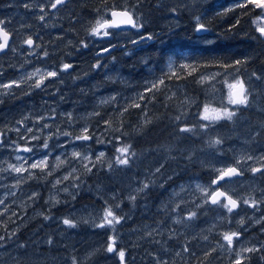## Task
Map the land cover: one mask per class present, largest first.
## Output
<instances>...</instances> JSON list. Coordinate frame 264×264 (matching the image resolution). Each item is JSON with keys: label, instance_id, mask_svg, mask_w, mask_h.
<instances>
[{"label": "rangeland", "instance_id": "1", "mask_svg": "<svg viewBox=\"0 0 264 264\" xmlns=\"http://www.w3.org/2000/svg\"><path fill=\"white\" fill-rule=\"evenodd\" d=\"M134 1L130 0L127 9L134 20L142 25L139 28L110 31V28L104 27L100 29L99 35H93L91 29L97 22L104 24L110 19V12L116 9L111 8L112 2H109L85 12L79 11L78 23H71L68 29L65 28L71 32L70 35L51 37V40L49 36H43L45 45L41 49L37 44L32 47L23 45V39H20L23 32L13 31L12 44L0 55V104L5 100L10 101L7 109L3 112L0 110L3 118V139L0 141V264H73L74 260L75 264H118L119 252L125 253L129 241L136 242L134 245L138 247L142 242L139 238V220L136 223L129 222L132 218H140V209L135 207L140 204L138 199L143 197V192L137 190L142 188L150 173H139L130 162L134 159L131 158L133 152L130 143L124 138L128 140L131 135L141 136L143 130L147 133L153 124L151 122L161 125L163 120L160 114L166 110L187 111L188 120L191 118L197 124L190 125V121H183L186 122V128L192 131H187L180 143L178 139L177 143L160 146L164 133H155L153 141L160 147H149V152L140 157V161L137 159L136 164L140 168L142 163L151 160L160 161L163 165L167 154L160 158L153 156L154 152L163 151L169 152L178 160V164L183 165L189 175L191 165L192 176L196 181L202 172L201 163H197L202 157L192 162L187 155L189 152L191 156L204 151L205 162L213 166L214 170L231 163L242 166L244 171L246 167L264 165V159H261L264 157V117L258 118L251 113L255 110L264 113V68L256 70L251 66H244L228 71H203L199 76L201 83L198 82L202 89H199V93H194L190 90V85H173L174 82L164 76L165 73L172 72L175 66L172 55H166L167 59L159 70L151 68L143 56V50L155 46L161 47L160 54H170L162 52L171 39L174 42V34L169 33L174 27L178 28L186 23H190L186 28L189 32L186 35L188 41L190 36L194 43L213 41L215 37L208 28L206 16L217 0H140L136 3L137 6L133 5ZM249 2L259 9L250 22L264 39L259 30L264 28V7L257 6L261 0ZM149 3L158 9L150 7L147 14ZM112 4L124 5V2L120 0ZM226 9L217 8L213 13ZM19 11L24 12L25 9ZM150 13L153 14L151 18ZM181 13L184 14L182 18ZM19 16L20 14L12 17L18 20ZM23 16L26 17V14ZM40 17L34 20L35 32L39 33V38L47 30L60 24L65 15L44 14L43 20ZM198 25H203L205 31H197ZM77 27L79 31H72ZM35 29L26 28V31ZM105 32L108 34L104 35ZM149 35L151 39L141 41V37ZM111 38L115 42H130L131 45L133 41L136 44L147 43L146 49L139 50L142 55L141 63L147 65H143L148 70V73H144L147 79L136 85L125 82L129 90V101L135 106L130 109H126L125 97L113 84L99 83L105 88L100 92L95 91L94 85L84 84L90 77L91 70L103 71L104 78H112L110 82L120 78L121 71L114 67L113 60L99 63L101 58L94 57L93 61H81L76 65V58L85 56L88 50H92L96 40L102 43ZM29 52H36L37 59L32 69L27 68ZM16 57L23 58L24 69L14 73L9 69L18 64ZM39 60L42 62H38ZM65 64L71 67L64 69ZM49 72H55L56 76H48ZM32 73L35 75H31ZM161 80L163 83H159ZM237 80L243 81L248 92L246 105L230 103L237 91L230 85H234ZM38 81L39 87L36 86ZM7 84H11V87L5 89L3 85ZM153 85L156 87L153 88ZM154 92L155 100L156 97L159 98L160 109L151 112L150 109L145 110V106L150 105V97ZM34 97H38L41 102L34 103ZM205 106L208 108L207 113ZM225 109L235 113L231 120L213 121L202 118L205 114L209 117L216 115L213 110L223 112ZM122 112L127 113L128 119L135 124L133 131L129 133L121 128ZM19 120L23 125L18 124ZM28 129L32 131L29 132ZM84 129L88 130L86 134L90 139H75L85 134ZM200 132H204L207 138L198 139L202 141L198 144L193 137ZM169 133L167 128L165 136ZM190 135L193 137L190 138ZM217 139L221 141L219 144L214 143ZM45 140L47 148L43 147ZM125 146L129 147V153L125 154L129 163L119 165L116 163L117 158H125V155L117 150ZM25 147L31 151H23ZM74 152L81 155L73 156ZM101 153L104 154L102 157ZM249 156L252 157L251 160L247 159ZM39 161L45 162L42 167H30ZM237 161L240 163L237 164ZM9 165L23 167L25 171L17 173ZM211 170L212 168L207 172L210 173ZM97 174L100 176L96 179ZM258 181L241 178L234 182L240 183L235 184L238 194L249 193L258 206L264 207V172H260ZM178 184L177 199L183 204L190 203L192 194L202 200L212 193V188L206 182L205 189L190 178L178 181ZM130 197L135 199H129ZM130 202H135L132 207L135 208L133 216L123 214L125 208L131 210L130 206L127 207ZM105 209H111L115 216L121 218L119 223L129 224V229H124V233L116 231L119 223L97 227L103 220ZM65 218L72 220L75 226L65 225ZM203 224L204 221L197 226L196 233H205ZM17 236L20 237L15 240ZM109 243L113 244V252L107 251Z\"/></svg>", "mask_w": 264, "mask_h": 264}, {"label": "flooded vegetation", "instance_id": "2", "mask_svg": "<svg viewBox=\"0 0 264 264\" xmlns=\"http://www.w3.org/2000/svg\"><path fill=\"white\" fill-rule=\"evenodd\" d=\"M138 1L140 0H135L133 5L137 6L136 3ZM111 2L113 3V1ZM123 2L124 5H114L111 3V8L129 11L127 6L130 5V0H123ZM54 3H56V0H0V20L4 21L0 27H6L11 35L9 46L14 40L13 31H16L17 33L23 32L20 37V39H23V45H26V43H24L25 40L31 38L33 40V45L37 44L40 46L39 49H41V47L45 45V41L39 40L41 37L39 38V33L35 32L34 20L36 17L43 16L44 14H64L65 17L67 15L76 16L78 15V11L85 9L79 5V0H66L65 3L58 5L56 8H52L51 5ZM25 5H27V7H25ZM20 9H25V11L20 12ZM9 12H11L12 16L20 14V18L18 20L13 19ZM23 14H26V17H24ZM60 18H62V15ZM108 21L109 20L106 22ZM57 27H59V23L55 26V28ZM26 28H34L35 30L27 32ZM105 28H110V31H115V29L110 26H106ZM115 41L116 40L112 38L102 43L96 40L95 45L91 44L93 46L92 50L87 51V54L90 56L85 54L86 49H84L85 56L77 57L76 60L78 62L76 65H79L81 61H93L95 58H101L99 59V63H107L108 60L111 59L115 64L120 54L125 56L124 58L129 55L131 46L134 50L146 49L147 46V43H133V45H131V43L127 41ZM33 45H28V47H32ZM105 49L108 51H104ZM160 49L161 47L157 48V46H155L143 50L144 59H146L147 63L150 64V67L154 68V70H159L162 65V58L161 55L152 57L150 54L152 51L159 53ZM35 53L36 52H29L30 55L27 57L28 69H32L35 64L34 61L37 59ZM15 60H18V64L15 68L9 70L17 73L24 69L23 58L20 57L17 59L16 57ZM38 62L42 61L39 60ZM143 65L147 66L146 63H143ZM171 76L172 75L168 76L169 81L172 79ZM111 79L112 78L106 76L103 82H99L98 72L96 70H91L90 77L86 79L84 84L94 85L95 91L100 92V90L104 91L105 88L103 85L100 86L99 83L110 84ZM146 79L147 77H144L142 81ZM142 81L140 82L141 84ZM174 84L175 83H173V85ZM1 94L2 92L0 91V95ZM153 95L152 93V96ZM8 102L10 101L5 100L0 104V110L2 112L8 108ZM33 102L37 104L41 101H39L38 97H34ZM159 103L160 102L153 103V101H151L150 105L145 106V110L150 109L151 112L156 111V109H160ZM2 121L3 118L0 114V141L3 139ZM18 124L23 125L20 120ZM194 140L196 141V139ZM197 141L198 144L202 142L200 140ZM166 154L167 156L165 157ZM187 155L192 162H195L196 158L202 157L201 160L197 162L201 163L202 170L201 175H198L199 179L197 181L192 176L193 170L191 165L189 175L188 172H185L183 169L184 166L179 165L178 160L166 151L153 153L155 158L165 157L163 165L157 160L142 163L141 172L145 171L150 173L145 182H143L142 188L145 184H147L148 187L144 188L142 191L143 197L138 199L140 204L135 207L140 209V218H132L129 222V224H131L139 220V238L142 242L138 247L134 245L136 242L129 241L127 243L123 264H146V262L150 264H235L238 258L241 264H264V207L258 206L257 204H255V206L245 204L244 200H249L251 202L253 199L250 197L249 193L238 194L235 184L240 183L234 182L241 178H246V181L255 180L259 182L260 172H264V165L246 167L244 171L242 166L231 163L229 165L223 164L221 167H218L219 169L216 168V170H214L213 166L205 162L204 151L203 153L191 156L189 152ZM231 167L237 168L240 174L231 177L225 176L222 180L217 179L222 171ZM211 168V172L208 173V169L210 170ZM252 168H260L261 171L253 173L251 171ZM156 169H160V171L157 172ZM189 178L190 180L193 179L194 183L198 184L200 188H204V182L208 183L212 188V193L202 200H198L194 194H192L189 204H183L182 201H178V181H187ZM213 181H217V183H213ZM220 192L225 195L219 197L220 202L213 204V194ZM162 193L165 195H162ZM227 197H231L233 200L237 201V207L231 212L222 206V204L228 203ZM161 201L165 203L162 204ZM129 206L131 207V202L127 204V207ZM134 209H132V207L131 210L125 208L123 214L129 213L133 216L132 211ZM180 209L183 211H179ZM190 213H195V215L189 218ZM241 220L244 221L242 224L240 223ZM203 221L205 223L203 224L205 226V233L202 235L196 233L195 230ZM225 233H238V236L233 237L231 246L223 239ZM244 249L255 250L244 251ZM237 253H239V257ZM260 254L261 257H259Z\"/></svg>", "mask_w": 264, "mask_h": 264}, {"label": "trees", "instance_id": "3", "mask_svg": "<svg viewBox=\"0 0 264 264\" xmlns=\"http://www.w3.org/2000/svg\"><path fill=\"white\" fill-rule=\"evenodd\" d=\"M111 1L118 3L120 0H79V5L85 8L81 9L85 12ZM249 1L250 0H217L214 2L215 6L211 7L209 14L206 16L208 28L210 29V32H212L213 37H215L213 38L214 41H210V43H206L207 41H204L205 43L202 44L194 43L191 40V36L190 41H188V38L186 37L189 32L186 28L187 24L190 23L181 25L178 28L174 27L169 33L174 34V42H171L173 40L171 39L165 50H162V52H170V54H159L153 51L150 54L152 57L161 55L162 64L165 63L168 55L173 56V61L175 62L173 71L165 73L164 76L167 77L172 75L170 81H173L175 84H188L190 85V90L192 92L199 93V89H202L198 83H201L199 76L203 71L205 72L211 69H226L228 71L235 68H242L244 66H251L256 70L264 68V62H262V60L264 61V39L261 38L253 24L250 22L251 18L256 16L259 9L254 7ZM150 7L154 8L153 6H150L149 3L147 14ZM217 8L218 10L224 8L227 9L222 11L217 10L218 13L214 14L213 12ZM154 9L157 10L158 8ZM77 13L78 15L76 16H66L59 24V28L52 27V30H47L45 34H42L40 40L44 39L42 38L43 36H49V40L52 39L51 37L69 36L71 32L67 31L65 28L68 29V27L71 26V23L73 25L78 23L80 14L79 11ZM152 15L153 14L150 13L149 17L151 18ZM183 15L184 14L181 13L180 18H182ZM75 29L79 31L78 27L73 28L72 31ZM179 31L183 32L180 33ZM138 50L140 49L134 50V48L131 47L130 53L128 56L126 55V58H124L125 56L122 54L118 56V60L115 62L116 66L114 64V67L120 69L121 76L110 82V84H113L115 88H118L125 97V103L127 104L126 109L135 106H132L129 101V90L125 82L135 83V85L139 84L144 77H147L144 73H148V70L143 68V64L140 61L142 55L139 54ZM236 61H241V63L237 64ZM182 65H187L188 67H182ZM98 81H104L103 71H98ZM150 98L153 103L159 101V98L157 97L155 100L154 95H151ZM139 102L142 103L144 101L139 100ZM251 113L255 114L258 118L264 117V113L256 110ZM160 115H162L161 120H163L161 125L158 124V122H151L150 124H153L147 133L143 130L141 136L131 135L128 140L124 138L126 142L130 143L133 152L131 158L134 159H131L130 162H132L135 168L139 170V173L141 172V166L136 163H138V160L140 161V157L149 152V147H160L174 144L178 142V139L180 143L182 138L187 135V131H181L182 128H186L187 126L185 125L186 122L183 121L185 120L187 123L190 121V125L197 124V122L191 118L188 120L187 117L189 116V112L187 111L185 113L179 111H165ZM165 117L169 118L168 122ZM177 117H179V119H177ZM122 126L123 127H120L128 133L133 131V127L135 126V124L128 119L127 113L122 114ZM167 128L170 130V133L165 136V130ZM155 133H164V136L161 135L163 139L160 146L153 141ZM191 137L193 136L190 135V138ZM200 138L205 140L207 135L204 132H200L198 136L193 137V139L196 140ZM99 176L100 174H97L95 176L96 179ZM134 205L135 204L131 203V207ZM135 226L138 227V225ZM116 228V231L124 233V229H129V224H123L121 222L116 225ZM19 237L20 236H17L15 240L19 239ZM136 240L137 239L135 238L134 241ZM117 261L118 264H121L119 256Z\"/></svg>", "mask_w": 264, "mask_h": 264}, {"label": "snow or ice", "instance_id": "4", "mask_svg": "<svg viewBox=\"0 0 264 264\" xmlns=\"http://www.w3.org/2000/svg\"><path fill=\"white\" fill-rule=\"evenodd\" d=\"M64 2V0H56V3L52 4L51 7L52 8H56L58 4H62ZM258 7H264V0H261L260 3L257 4ZM25 7H27V5H25ZM112 16L113 17H116V16H122V17H126V19H124L123 21H121L122 23H125V24H129L131 25L133 28H139L141 27L142 25L138 24L133 16L127 12V11H123V12H116V11H113L112 12ZM41 20L44 19L43 16L40 17ZM4 23V21L0 20V25H2ZM106 26H114V25H108V22H105L104 24H100L99 22H97V25L95 27H93L91 29V33L93 35H99L100 34V29L101 28H104ZM204 26L203 25H198L197 27V31H201L203 30ZM261 34L264 35V28H261L259 29ZM108 33L105 32L104 35H107ZM8 37H9V33L7 31L4 30V28L0 27V40H2V42H0V50H3L7 47V42H8ZM152 37L149 35L147 37H141V41H143L144 39H151ZM24 43L28 44L29 46L33 45V40L31 38H28L27 40L24 41ZM133 43H136V41H133ZM104 51H108L107 49H105ZM45 55H47V53H45ZM237 64L241 63V61H236ZM171 66V65H170ZM64 69H68L71 67V65L69 64H65L64 66ZM182 67H188L187 65H182ZM39 71V70H37ZM31 75H35V73H32ZM48 76H56V73L55 72H49L47 74ZM15 83V82H13ZM159 83H163V81L161 80ZM39 84L40 82L38 81L36 86L39 87ZM3 87L5 89L7 88H10L11 87V84H7V85H3ZM156 85H153V88H155ZM231 88H235L237 91L235 92L234 94V97L232 99H230V103L231 104H234V105H246L248 103V92L247 90L245 89L244 87V83L243 81H240V80H237L236 83L234 85H230ZM141 98H143V96H141ZM137 107L139 105H136ZM214 112H216L217 114L212 116V117H209L208 115H204L202 118L205 119V120H209V119H212L213 121L215 120H220V119H227V120H231L233 118V116L235 115L234 112L232 111H228L227 109H225L223 112H219L218 110H213ZM205 112L207 113L208 112V108L207 106H205ZM177 119H179V117H177ZM45 127H47V125H45ZM29 132H31L32 130L31 129H28ZM87 129H84L83 132L85 134H82L81 136H77L75 137V139H78V140H88L90 139V137L86 134L87 133ZM182 132H186V131H192V129L190 128H182L181 129ZM63 135H70L69 133H62ZM34 139H39V137H33ZM221 141L220 140H215L214 143L215 144H219ZM44 148H47L48 147V143H47V140H45L44 142V145H43ZM19 150V149H18ZM23 151H31L30 148H27L25 147L23 149ZM119 153H121L122 155H125V154H128L129 153V147L128 146H125L123 148H120L117 150ZM81 154L80 153H73V156H80ZM104 154L101 153L100 156L102 157ZM100 157H97V159H99ZM17 159L19 160L20 157H17ZM57 159L59 160V157H57ZM87 159V158H85ZM247 159L251 160L252 157L249 156L247 157ZM261 159H264V157H262ZM44 161H39L37 163H33L30 165L31 168H37V167H42L44 165ZM61 163H63V161H61ZM116 163L119 164V165H127L129 163V160L127 159L126 155H125V158H117L116 160ZM240 161H237V164H239ZM9 167L19 173V172H23L25 171V169L23 167H15L13 165H9ZM90 171V169H89ZM157 172L160 171V169H156ZM251 171L253 173L255 172H258V171H261L260 168H252ZM240 174L237 170V168L235 167H231V168H228L227 170L225 171H222L221 172V175L217 178L218 180H222L225 176H228V177H231L233 175H238ZM65 179H67V177H65ZM57 183H60V181H57ZM213 183H217V181H213ZM148 185L145 184L143 186V188L141 189H138L137 191L140 192V191H143L144 188H147ZM65 191H67V189H65ZM225 194L220 192V193H215L213 194V198H212V203L213 204H216L219 201V197L220 196H224ZM129 199H132L134 200L135 197H130ZM227 200H228V203L226 204H222L223 207L227 208L229 212H231L234 208L237 207V201L236 200H233L231 197H227ZM244 203L245 204H249V206H255V204L257 203L255 200H252L251 202L249 200H244ZM195 213H190L189 214V218H192V216H194ZM45 219H47V217H45ZM120 217H117L114 215L113 211L111 209H105V215L103 217V220L102 222L99 224V225H96L97 227H106V226H112L114 225L115 223H119L120 222ZM244 221L241 220L240 223L242 224ZM63 223L65 225H68L69 227H74L75 224L72 220L70 219H67L65 218L63 220ZM235 236H238V233H225L224 236H223V239L227 242V244L229 246L232 245L233 243V237ZM2 239V238H0ZM255 249H244V251H254ZM107 251L108 252H113L114 251V247H113V244L112 243H109L108 244V247H107ZM124 251H120L119 252V256H120V259H121V264H123V260H124ZM237 256L239 257V253H237ZM73 264H75V260L73 261ZM235 264H241V261L240 259L238 258L236 261H235Z\"/></svg>", "mask_w": 264, "mask_h": 264}, {"label": "water", "instance_id": "5", "mask_svg": "<svg viewBox=\"0 0 264 264\" xmlns=\"http://www.w3.org/2000/svg\"><path fill=\"white\" fill-rule=\"evenodd\" d=\"M65 1H66V0H64L63 3H65ZM63 3H62V4H63ZM58 5H61V4H58ZM58 5H57V6H58ZM114 11H116V12H123V11H120V10H114ZM112 12H113V11H112ZM112 12H111V21H110L109 24H110V25H114V26H111V27L116 28V29H119V30H120V29H126V28H130V27H132V26L129 25V24H125V23H122V22H121V21H123L124 19H126V17H122V16H116V17H113V16H112ZM204 31H205V29L203 28V30H201V31H199V32H204ZM10 41H11V36H10V34H9L8 42H7V47H6L5 49H3V50H0V54L7 50ZM1 42H2V40H1Z\"/></svg>", "mask_w": 264, "mask_h": 264}, {"label": "bare ground", "instance_id": "6", "mask_svg": "<svg viewBox=\"0 0 264 264\" xmlns=\"http://www.w3.org/2000/svg\"><path fill=\"white\" fill-rule=\"evenodd\" d=\"M206 23V22H205ZM214 41V40H213ZM211 71V70H210ZM199 81V80H198ZM197 82V81H196ZM179 87V86H178ZM156 92V91H155ZM178 102V101H177ZM177 105V104H176Z\"/></svg>", "mask_w": 264, "mask_h": 264}]
</instances>
